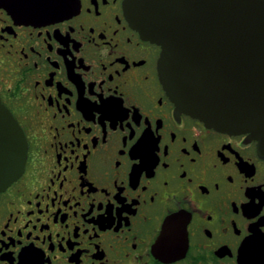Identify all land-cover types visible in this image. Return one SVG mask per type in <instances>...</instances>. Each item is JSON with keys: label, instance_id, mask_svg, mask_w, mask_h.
I'll list each match as a JSON object with an SVG mask.
<instances>
[{"label": "flooded vegetation", "instance_id": "1", "mask_svg": "<svg viewBox=\"0 0 264 264\" xmlns=\"http://www.w3.org/2000/svg\"><path fill=\"white\" fill-rule=\"evenodd\" d=\"M160 57L129 0L45 23L0 7V99L28 144L0 264H264L263 144L187 113Z\"/></svg>", "mask_w": 264, "mask_h": 264}, {"label": "water", "instance_id": "2", "mask_svg": "<svg viewBox=\"0 0 264 264\" xmlns=\"http://www.w3.org/2000/svg\"><path fill=\"white\" fill-rule=\"evenodd\" d=\"M143 36L161 47L174 99L208 127L264 146V0H129ZM77 0H0L14 19L45 23ZM25 134L0 100V191L24 170Z\"/></svg>", "mask_w": 264, "mask_h": 264}, {"label": "snow or ice", "instance_id": "3", "mask_svg": "<svg viewBox=\"0 0 264 264\" xmlns=\"http://www.w3.org/2000/svg\"><path fill=\"white\" fill-rule=\"evenodd\" d=\"M105 103H109V102L106 101ZM120 103H121V102L118 101V100H117V101H112V102H111V105H112V107H113V110H119V105H120ZM129 126H130V125H129Z\"/></svg>", "mask_w": 264, "mask_h": 264}]
</instances>
